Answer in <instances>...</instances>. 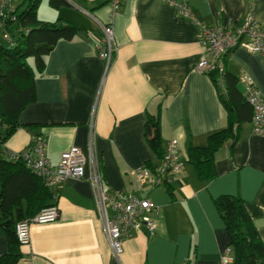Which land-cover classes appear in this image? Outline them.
I'll use <instances>...</instances> for the list:
<instances>
[{
    "label": "crops",
    "instance_id": "obj_1",
    "mask_svg": "<svg viewBox=\"0 0 264 264\" xmlns=\"http://www.w3.org/2000/svg\"><path fill=\"white\" fill-rule=\"evenodd\" d=\"M66 2L55 10L42 0L38 18L61 19L80 33L59 41L46 56L34 81L35 101L19 115L20 126L5 150L20 152L33 135H42L46 157L57 165L63 151L79 148L87 160L85 176L97 163L105 189L123 196L147 194L158 208L156 232L141 230L125 238L115 256L90 183L67 179L50 189L59 218L31 227L30 243L21 246L17 264H223L220 256L231 238L214 206L221 195L243 201L264 242V137L252 133L251 123L215 154L213 180H199L186 164L174 183V199L164 186L140 185L135 175L147 163H158L144 137L147 113L160 109L163 146L175 142L183 158L189 144L203 147L226 125L214 83L195 70L204 56L200 27L182 18L178 5L185 4L200 25L234 31L251 5L256 18H264V0H120L113 15L104 0ZM108 24L117 51L106 70L93 42ZM226 70L242 93V77L264 92L262 56L235 49L226 58ZM7 249L0 232V255Z\"/></svg>",
    "mask_w": 264,
    "mask_h": 264
},
{
    "label": "trees",
    "instance_id": "obj_2",
    "mask_svg": "<svg viewBox=\"0 0 264 264\" xmlns=\"http://www.w3.org/2000/svg\"><path fill=\"white\" fill-rule=\"evenodd\" d=\"M41 3L42 0H23V8H14L11 13L14 20L5 22L12 42L6 44L0 35V232L8 241L7 252L0 255V264H17L22 256L15 225L53 205L51 190L22 161L8 159L5 150L7 140L20 126L19 115L35 101L34 81L36 74L43 72L46 56L59 41H71L80 33L61 19L40 20L37 10ZM66 4V0H48L49 7L55 10ZM226 58L221 73H209L226 113V125L210 134L203 147L191 144L187 147L186 164L203 182L216 177L215 154L227 140H238L242 126L251 123L253 114L238 80L226 70ZM144 137L158 160L156 165L147 163L153 172L166 153L160 132V109L155 114L147 113ZM164 187L173 197L174 185ZM214 206L230 234L231 264H264V242L243 201L221 195L214 199Z\"/></svg>",
    "mask_w": 264,
    "mask_h": 264
},
{
    "label": "built area",
    "instance_id": "obj_3",
    "mask_svg": "<svg viewBox=\"0 0 264 264\" xmlns=\"http://www.w3.org/2000/svg\"><path fill=\"white\" fill-rule=\"evenodd\" d=\"M104 1L109 6L112 15L121 8L120 0ZM13 10L12 0H0V35L9 43L12 40L11 35L5 29V22L10 18L14 20L11 16ZM178 13L182 18L200 27V43L204 56L195 68L197 72L207 76L214 71L221 73L224 70V59L238 48L258 54L264 60V18L261 20L256 18L253 5L246 12L241 25L234 31L217 25H200L185 4L178 5ZM101 32L100 37L94 38L93 48L107 70L117 51V45L111 24L101 26ZM240 81L245 88L246 100L253 111L251 131L253 134L264 137V92L255 88L250 77H242ZM45 147V137L33 135L26 149L20 152H6V157L11 161H22L27 169L49 189H54L67 179H86L92 188L96 211L102 222L108 245L115 256L122 251L123 240L134 233L145 230L150 235L155 234L156 224L153 217L157 215L158 208L149 201L147 194L123 196L105 189L97 163L91 164V172L85 176L87 160L77 147L63 151L58 164L52 165L46 157ZM186 160L187 158L177 153L176 143L170 142L164 158L155 171L152 172L147 166H143L135 171V175L140 185L148 188L174 185L177 177L185 168ZM59 213L57 205L53 204L41 209L34 216L18 222L15 225V234L20 246H27L30 243L32 226L52 224L59 218ZM230 252L228 247L221 254L220 261L223 264L232 262Z\"/></svg>",
    "mask_w": 264,
    "mask_h": 264
},
{
    "label": "rangeland",
    "instance_id": "obj_4",
    "mask_svg": "<svg viewBox=\"0 0 264 264\" xmlns=\"http://www.w3.org/2000/svg\"><path fill=\"white\" fill-rule=\"evenodd\" d=\"M22 1H23V0H12V4H13L14 6H16V8L19 7L20 9H22ZM45 1H47V0H44V2H45Z\"/></svg>",
    "mask_w": 264,
    "mask_h": 264
}]
</instances>
